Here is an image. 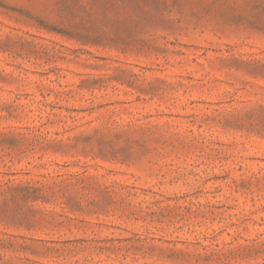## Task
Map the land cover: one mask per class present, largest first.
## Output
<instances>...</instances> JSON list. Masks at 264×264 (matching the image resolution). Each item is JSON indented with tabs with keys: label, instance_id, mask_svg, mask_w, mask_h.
Instances as JSON below:
<instances>
[{
	"label": "rangeland",
	"instance_id": "obj_1",
	"mask_svg": "<svg viewBox=\"0 0 264 264\" xmlns=\"http://www.w3.org/2000/svg\"><path fill=\"white\" fill-rule=\"evenodd\" d=\"M0 264H264V0H0Z\"/></svg>",
	"mask_w": 264,
	"mask_h": 264
}]
</instances>
